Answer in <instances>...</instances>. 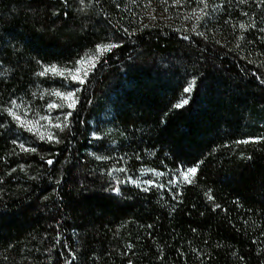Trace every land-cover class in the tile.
<instances>
[{
  "label": "trees",
  "instance_id": "16d2710c",
  "mask_svg": "<svg viewBox=\"0 0 264 264\" xmlns=\"http://www.w3.org/2000/svg\"><path fill=\"white\" fill-rule=\"evenodd\" d=\"M91 56L52 140L16 124ZM0 264H264V0H0Z\"/></svg>",
  "mask_w": 264,
  "mask_h": 264
},
{
  "label": "rangeland",
  "instance_id": "374dc122",
  "mask_svg": "<svg viewBox=\"0 0 264 264\" xmlns=\"http://www.w3.org/2000/svg\"><path fill=\"white\" fill-rule=\"evenodd\" d=\"M149 9V18L152 19H157V20H167L168 17V12L166 11L165 7L166 5L164 3H160V4H151ZM205 15V10L204 8H197L194 9L192 11L191 14H188L185 18L187 20H185L186 24H190L192 25V22H198L203 16ZM100 56V54H99ZM99 56L98 59L96 60L95 66L99 60ZM80 67V64L78 65L77 68ZM76 68V69H77ZM75 69V70H76ZM94 68L89 70V74L90 72L93 70ZM74 71H70V72H75ZM65 75L64 76H60V75H54L51 73V75L54 78H59V79H63L65 81V83L67 84V89L64 90L63 92H60L62 95H67L69 93H73L74 94V98L76 100V104L75 107L77 105V91L74 90H70V87L72 83H79L76 79H73L71 76L68 75L69 72L64 71ZM88 74V75H89ZM88 77V76H87ZM86 81V80H85ZM67 101L62 100L61 98L53 95L51 104H56L58 105V107L56 108H46L45 111L43 113H36L33 111V109L29 106H24L21 104H15L10 111L15 112L17 115H19L21 117V119L23 121H31L34 122L36 124V127L33 128L32 131H29L27 127H21V123L18 122L17 120H15L13 118V116L11 115L12 119H14V121L16 122V124L24 129L25 131L31 133L32 135L41 138V133L45 135V137H47L48 134H53V131L56 127H54L53 125L57 124V123H61L62 119L64 117V113H67L70 110H73L74 108H68L67 107ZM42 117H47V119H41ZM49 121L51 123H49ZM43 140H48L47 138H44ZM187 170H189L188 168H180L176 171L173 172H168V174L163 173L161 171H159L158 169H148L145 168L143 169L139 175H138V179H131L130 183L133 185H136L138 187H140L143 190H147L150 188H159L161 190H166V191H174V190H179L184 184L188 183L187 181H185L183 179V174L185 172H187ZM191 178V177H190ZM126 182V180L124 181Z\"/></svg>",
  "mask_w": 264,
  "mask_h": 264
},
{
  "label": "snow or ice",
  "instance_id": "6c2138e0",
  "mask_svg": "<svg viewBox=\"0 0 264 264\" xmlns=\"http://www.w3.org/2000/svg\"><path fill=\"white\" fill-rule=\"evenodd\" d=\"M117 45H106V46H101L100 48L97 49L98 53L100 55H103L105 52H108V51H111V49L113 47H116ZM98 59L97 56H91L89 58H85L84 60H81L79 62L80 64V67L77 68L75 70V72H69L68 75L71 76L73 79H76L80 84H83L85 83V80L89 74V70L92 69V68H95V63H96V60ZM47 73H52L54 75H60V76H64L65 75V72L64 71H61L60 69H58L56 66H51V67H47L43 70V72L40 73V75H45ZM192 90V86L190 85L188 88L185 89V92H190ZM53 95L61 98L62 100L64 101H67V107L68 108H74L75 107V104H76V100L74 98V94L73 93H69L67 95H62L60 92H54L52 93ZM188 103V100L187 99H184L181 103H178L176 105V107L180 108V107H183L185 104ZM58 107V105L56 104H50L49 105V108H56ZM10 115L13 116V118L15 120H17L18 122L21 123V127H27L29 131H32L34 127H36V124L34 122H31V121H23L21 119V117L19 115H17L15 112L13 111H10L9 112ZM68 115L70 116L71 113H68ZM41 119H47V117H42ZM49 123H51L49 121ZM54 127H57V128H61V124L57 123L55 125H53ZM41 135V139H44V138H47L49 140H52L53 137L51 134H48L47 137H45L44 134H40ZM21 148L25 151H28L29 149L27 148H24L23 145H21ZM48 163H51V161H48ZM196 171L197 169L196 168H192V169H189L187 170V172H185L183 174V179L187 182H191L190 180V177L194 178L195 177V174H196Z\"/></svg>",
  "mask_w": 264,
  "mask_h": 264
}]
</instances>
